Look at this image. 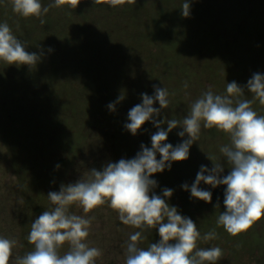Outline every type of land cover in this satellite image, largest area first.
I'll return each mask as SVG.
<instances>
[{"label":"rangeland","instance_id":"obj_1","mask_svg":"<svg viewBox=\"0 0 264 264\" xmlns=\"http://www.w3.org/2000/svg\"><path fill=\"white\" fill-rule=\"evenodd\" d=\"M184 2L125 0L111 7L110 0H81L76 9L50 7L40 18H24L13 12L11 0H0V23L7 22L26 49L40 55L29 66L0 62V236L16 241L10 264L32 250L27 236L32 221L53 207L50 191L86 179L92 168L134 158L141 144L151 147L158 131L151 121L135 136L124 127L142 93L153 95V85L166 88L170 104L155 119L182 120L203 92L226 94V83L245 86L254 73L264 74V0H188V17L182 16ZM41 3L48 7L54 0ZM242 98L252 94L245 88ZM253 108L264 115L258 101ZM161 127L167 130L166 123ZM182 130L174 128L166 143L175 147L187 139L178 135ZM228 143L227 134L202 127L187 160L153 174V191L172 189L167 202L191 218L201 236L215 229L217 238L201 239L198 247H220L217 264H264V218L231 236L216 224L225 210L226 186L201 182L214 194L211 203L182 188L193 184L201 165L212 168L208 156L223 163L227 175L219 149ZM71 211L94 217L86 242L103 253L96 264H125L129 236L139 229L124 225L107 204L87 214L78 205ZM143 235L142 248L160 239L155 229Z\"/></svg>","mask_w":264,"mask_h":264},{"label":"clouds","instance_id":"obj_2","mask_svg":"<svg viewBox=\"0 0 264 264\" xmlns=\"http://www.w3.org/2000/svg\"><path fill=\"white\" fill-rule=\"evenodd\" d=\"M80 2L54 0L53 4L43 7L41 0H11V6L19 16L40 18L50 7L67 5L76 9ZM93 2L99 4L102 0ZM124 2L110 0V6L116 7ZM127 2L136 4L137 0ZM190 7L185 0L182 16L190 15ZM40 22L43 24L44 20ZM39 60L40 55L29 52L7 22L0 23V62L29 66ZM184 87H188L187 82ZM153 88V95L141 94L142 103L129 110L128 122L124 125L135 136L146 122L151 121L158 129L151 135V147L141 144V151L134 158L109 162L101 170L92 168L86 179L61 184L59 191H50L47 197L53 207L42 211L32 221L27 240L33 248L23 256H17L15 264H96L103 253L86 242L94 217L74 214L71 207L78 205L87 214L105 204L118 213L124 225L139 229L129 236L125 264H217L223 257L220 247H198L201 239L217 238L215 229L201 236L197 224L167 202L173 190L164 188L162 195L155 194L153 189L158 183L151 178L166 168L170 170L172 162L187 160L202 127L215 128L228 135L230 143L221 146L219 151L230 170L227 175H222L224 164L214 163L208 156L212 168L201 165L193 184L185 183L182 188L190 191L191 198L211 203L212 192L200 188L201 182L212 188L226 186L225 210L219 214L216 224L231 236L247 232L255 222L264 218V115L253 108L256 101L264 106V74L254 73L245 86L235 81L226 83V94H216L211 89L203 92L190 104V111L182 120L155 119L162 109L168 108L170 94L164 87L153 85ZM245 88L252 94L251 99L242 98ZM123 99L120 96L107 107L114 111L115 105ZM156 102L159 108L154 107ZM164 123L167 130L161 127ZM177 127L183 129L178 135H187V139L174 147L166 141L169 133ZM154 229L158 231L159 241L147 248L140 247L139 242L146 239L143 233ZM15 245L14 239L0 236V264H10ZM65 245L67 251L61 254Z\"/></svg>","mask_w":264,"mask_h":264},{"label":"trees","instance_id":"obj_3","mask_svg":"<svg viewBox=\"0 0 264 264\" xmlns=\"http://www.w3.org/2000/svg\"><path fill=\"white\" fill-rule=\"evenodd\" d=\"M212 195H214V194H212Z\"/></svg>","mask_w":264,"mask_h":264}]
</instances>
